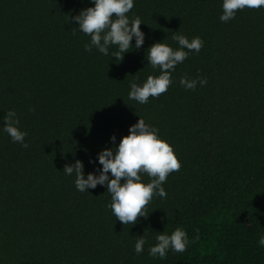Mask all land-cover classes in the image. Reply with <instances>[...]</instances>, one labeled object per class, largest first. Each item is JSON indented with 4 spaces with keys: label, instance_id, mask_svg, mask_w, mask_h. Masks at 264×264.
I'll return each mask as SVG.
<instances>
[{
    "label": "trees",
    "instance_id": "obj_1",
    "mask_svg": "<svg viewBox=\"0 0 264 264\" xmlns=\"http://www.w3.org/2000/svg\"><path fill=\"white\" fill-rule=\"evenodd\" d=\"M92 6L0 0V129L15 110L28 133L25 148L0 131V264H264V7L225 23L222 0H135L128 15L141 18L144 44L119 62L84 48L90 37L71 18ZM177 31L200 37L199 53L176 66L158 98L129 100L131 81L159 74L147 49L164 40L177 48ZM184 75L207 84L186 90ZM139 117L181 167L163 184L167 197L154 196L147 216L124 225L106 187L81 193L62 171L80 160L85 178L95 173L97 154L117 146ZM177 227L186 250L150 256L158 232Z\"/></svg>",
    "mask_w": 264,
    "mask_h": 264
},
{
    "label": "clouds",
    "instance_id": "obj_2",
    "mask_svg": "<svg viewBox=\"0 0 264 264\" xmlns=\"http://www.w3.org/2000/svg\"><path fill=\"white\" fill-rule=\"evenodd\" d=\"M92 7L82 9L78 15L71 19L76 22L80 33L89 36L90 41L84 45L86 51L95 48L99 53L111 55L115 61H122L124 55L133 49L139 50L145 40V34L140 25V17L130 18L128 13L133 9L135 0H90ZM259 9L264 7V0H222L221 22H228L235 18L238 10L245 8ZM134 39V45H133ZM172 40L178 44L177 48L167 43L155 42L147 49L146 60L158 75H149L141 83L131 81L128 93L129 100L140 105L147 104L149 98H158L172 85V73L176 66L182 64L189 52L199 53L203 47L200 37L189 40L186 36L175 32ZM110 53V49H113ZM180 85L186 90H195L197 85L205 86L206 79H190L187 75L180 78ZM3 128L13 143H19L27 148L26 131L20 129V120L15 110H9L3 117ZM111 140L115 145L116 137ZM97 161L101 168L95 173H88L85 178L84 165L80 160L72 164H65L63 173L74 177L75 188L81 192H88L98 185L104 186L111 197L108 207L116 220L124 225H134L137 218L147 216L146 206L154 196L166 198L167 193L163 184L168 176L178 171L181 164L170 144L160 137L159 130L139 120L129 128V134L123 136L118 145L105 148L97 154ZM96 163V161H90ZM98 173V174H97ZM150 179L145 182L143 175ZM89 193V192H88ZM156 243L149 246L148 254L163 259L169 250L183 253L189 243L186 231L177 227L171 234L158 232ZM146 240L138 236L134 244V252L140 255L144 252ZM264 246V237L259 240Z\"/></svg>",
    "mask_w": 264,
    "mask_h": 264
}]
</instances>
